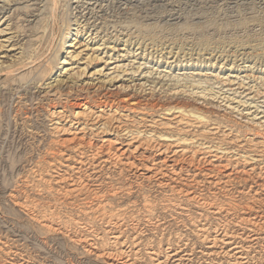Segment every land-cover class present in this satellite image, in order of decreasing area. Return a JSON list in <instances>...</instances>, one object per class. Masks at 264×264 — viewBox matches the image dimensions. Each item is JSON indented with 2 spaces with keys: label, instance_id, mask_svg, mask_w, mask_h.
<instances>
[{
  "label": "bare ground",
  "instance_id": "obj_1",
  "mask_svg": "<svg viewBox=\"0 0 264 264\" xmlns=\"http://www.w3.org/2000/svg\"><path fill=\"white\" fill-rule=\"evenodd\" d=\"M34 1H36L34 5H40L44 3L43 7L40 9H32L26 6L28 12H39V18L37 19L39 23L37 22L38 27L36 28L37 30H35L39 32L35 33L33 39H31L29 42H26L24 44H21L19 47L14 48L15 46L20 44L17 43L13 45L12 49L10 50H21L19 53H15L17 55L14 54L12 57L14 58L13 62L15 63H19V61H22V66L19 67V65L17 66V64L15 63H10L11 65H8L9 67L5 66V68L3 65V63L5 62H0V64H2L0 66V73L3 76H7L8 78H10L9 81H11L13 86H16L15 89H13V91L15 90V93H12V95L18 94L20 95L18 96V98L21 99L24 98L23 93L25 92V96H27L25 97V100L31 102V108L35 106L33 104V101L42 100L40 98V94L36 96L30 90L35 88L42 89L43 85L50 84H46L45 81L49 80L52 75H57L55 71L56 69H60L58 68L59 63H57L58 57L68 43L67 39L69 34H71L67 32V30H69L68 28H70L71 25L69 20L66 18L62 21L63 28L61 30L59 29L56 33L55 41V34L51 35L50 30L52 29L49 30V21L50 19L52 21L54 20V22L57 21L58 13L63 7H65L64 10H66L65 12H67V16L69 17L70 8L68 5L72 0ZM63 2L65 3L64 5H62ZM169 16L172 18L174 17L171 14ZM78 17L79 16H75V18ZM83 17L78 20L79 27H82L81 29L86 28L89 30L90 27L96 26L95 22L90 25L91 20L86 19L85 17L84 18L86 20H84L83 23L86 22V24L84 26H81V19ZM91 19H94V16ZM107 24L108 23H105L104 30L101 32L105 33V36L103 37V39H101V41L103 40L104 43L98 44V47L96 46L94 48V51H100L101 48L99 46H104L103 49H109L117 53H119L120 51H126L128 54L130 52V48H132V46L136 44L137 50L133 54L132 58H134L135 55H142L143 53L138 52L140 50H143L144 56L149 57L148 61L156 62L157 64L159 62L162 63L164 59H169L167 60L166 64H168L170 67H181L180 71L191 70L190 72H193V75L187 76L186 72H181V75L186 74V76L182 80L180 79V76L177 75H175L177 77L174 76V78L172 79L171 75H165L163 76V78H161L162 76L158 77V75L156 74L158 78H154V76L151 77L153 73H149L147 71L149 73V77H147L148 75H144L148 78L147 79L145 77L147 81H145V83H141V85L138 86H140L142 93H149L150 99H144L142 103L145 102V104H142L141 102H132L131 105L135 106L129 109V113H127V115L121 113L122 111L120 107L117 106L116 109L115 107L113 108L114 104L112 105V103L115 102L114 100L110 99L112 98V95L110 96L108 93H105L104 95L100 94L101 91H105L106 89L103 88V86H99L94 91V95L99 99L94 101L96 105H98L97 107L100 108L98 109V111H94L93 109H91V107H87V105H82L83 110L73 112L72 120L70 121L69 117H67L65 114V106V108L63 106H60L59 108L57 107L53 111L48 112V117L46 116V119L51 123V128L47 131L51 135V139L53 136L55 138L56 135L64 136L66 138H62L64 139L62 141L64 142V144L68 145L64 151L59 150L58 152H56L60 154L59 156L56 155L58 157H52V161L55 162H50L51 167L53 166V169H57L58 165H63L62 161L66 163L63 165L64 167H66V170L58 174L54 172L57 174V176L53 178L52 182L54 183V186L59 189L58 192H61L60 194H62L65 199L79 198L80 200L81 198L82 202L84 201L83 203H85L84 207L80 208L81 211L78 208V210L80 211V218L78 219L79 221H74L72 223V225L74 226L79 225L80 230L79 233L74 232L75 234L70 237L71 242L81 246L85 250L84 252H87L89 254L93 253L96 250V252L98 253L93 254L98 258L102 257L109 259L110 264H144L146 260H150L152 264H264V136L260 139H258L259 137L254 139L247 138V135L242 134L241 131L236 128V126L218 119H213L208 113L203 112L201 109H198L194 106H190V104L171 101L173 100V98L170 96L167 97V99H171L168 102L167 100L162 101L163 96L158 98V96H161V93H166V97L168 91H171L169 95H177L176 97H179V95L183 93L186 94L190 91V93L192 94L191 96L196 97L197 95H199L197 97H201L203 99L208 98V100L215 101L214 99L225 100V98L227 97L225 94L229 91L238 93L239 89L253 90L254 87L248 88L247 86L243 85L244 82L238 84L235 80L232 81V79L230 78H224L225 81H219V76L216 75L212 77H217V82H213L212 84H210L211 80L206 76L208 74H211L208 71H212V69L217 64H220V67L222 68L228 63H231V66L228 68V71H230L228 73V76L236 78V80L243 77L248 78V75L246 74L244 76H240L241 72L239 73V71H242L243 68H246V70L247 68L248 70H254V68H256L257 70H259V74H261L263 72V69H261L258 64L264 66V58L262 57V54L257 55L256 51H262L264 49V44L259 42L256 45L253 44L254 46H252V43L255 41L249 40L245 42L237 41L238 43H235V47H231L232 45L229 47L228 45H230V43L227 46H218L217 43L212 44L211 41L207 42L206 40H199L196 41V43L194 41H184L177 43L176 41L171 40H158L156 37H152L150 33L149 39H146L143 36H134V33L132 34L130 32H128L127 34H121L124 35V38L122 39L121 37H119L120 35H115L114 41H112V37L109 38L110 33L108 28L110 25ZM117 25L118 24L115 23L111 26V29L117 30ZM127 26H130V28H132L129 24ZM125 27L123 26L122 28H128ZM81 29L77 31L75 35L76 38L79 35L80 37L83 35ZM190 29L187 28V26H183L175 31L177 34L179 32L187 33ZM96 37L94 39H90V41L93 42L95 39H97ZM54 41L55 43L52 46V43ZM74 41H76V39H74ZM46 43H48V46L45 49L44 46ZM118 43H124V46L128 47V49H118L116 47ZM2 47L0 48L2 49ZM68 47H74V45L70 44L68 45ZM228 48L235 49L230 50ZM248 49L253 50V53H247L246 50ZM148 50L149 53L147 54L146 52ZM70 53L71 51L67 52V54ZM18 55L19 57H17ZM79 55L80 54L76 55L74 59ZM44 56H47L48 58L45 62V65H43L44 67L38 66L42 61H44ZM111 56L113 55L110 54L108 57ZM118 56L126 57L123 54H118ZM249 59L254 60V62L252 63L253 66L247 64V60ZM113 60V57L109 58L105 63L107 65H116V62L118 61L115 59L114 62ZM165 61L166 60H164V62ZM67 63L68 62L66 60L62 61V64L64 65H68ZM37 66L38 68H36ZM153 66H155L153 67L155 68V70H159L158 68H156V65ZM241 66L243 67L242 69ZM25 67H29L27 69V72L24 70ZM146 67L150 66L147 65L145 66V68ZM206 68H209V70ZM29 69L31 70L29 71ZM63 69L64 71L60 74V76L62 74L65 75L67 71H69L67 75L70 76H76L78 74L77 72L75 74L73 72L74 70H71L73 68L68 69L67 67H64L61 70ZM112 69L116 71L120 69V66L116 65L115 67H112ZM24 71L26 73H24ZM98 72L100 74L102 70H98ZM162 72L167 73L168 71L162 70ZM231 72L234 73L232 74ZM20 73H22V75H20ZM95 74H97V71ZM197 76H200V79H195V77ZM263 77H260V75H258L256 79L263 81L262 86L264 87ZM71 78L68 76V81L66 80V82L62 79L57 81L55 80V83L57 82L58 86L55 87V94L53 95H56L57 93L62 96V90H64L66 86V88H71V86H68L69 83H71L70 81H73L70 80ZM117 78L118 76L112 78L110 80V83L112 81H116ZM164 78L169 79L167 80L169 82L174 81L177 83L170 84L168 86L169 82H166V80L164 82ZM185 80V84L178 85L182 81L185 82ZM146 82H149V84L147 85ZM131 85L133 86V84ZM216 85L221 86L216 87L219 89V92H213L214 86ZM236 85H239V88H236L235 90L233 89V87ZM166 86L170 87V89L166 88ZM51 87L53 86L49 85L46 89H50ZM180 88L182 89L180 90ZM225 88L229 89L226 90ZM74 89L75 91L73 94L77 96L81 95L82 93H86L87 96L91 95V92H84L78 90L76 87H74ZM147 90H149L150 92L147 93ZM52 91L53 90H51L50 93ZM221 92L222 94H220ZM254 92L255 91H253V93H247L244 98H247L251 94H254ZM243 93H245V91ZM260 93L261 90L258 89L256 91V96L259 97L258 95H260ZM46 94H49V92ZM68 95H71L70 91L68 92ZM223 95L224 97L222 98ZM209 96L212 98H210ZM9 97L11 98V96ZM132 97L134 98V96ZM255 98L256 97L253 96L248 99L254 100ZM12 100L13 99L9 101ZM229 101L231 100H228V102ZM151 102L157 103L152 104ZM160 103H163V105H160ZM229 108L230 107H228V109ZM34 112L35 111L30 109L28 113H26L31 126L32 123H34L33 120L37 117V115H34ZM160 117L161 119H159ZM256 119L260 118L256 116L254 120ZM24 122L25 121H23L22 123L26 124ZM23 124H21L22 127ZM11 126V122H7V128L9 129L11 128ZM7 134L8 131H5V134L3 136H6ZM99 142L101 143L99 144ZM50 152L53 155L55 153L52 149L50 150ZM107 166H109V168L111 166L117 168L119 170L120 177L124 176V172H127V174L128 172L133 174L137 181H145L146 183L152 184L154 188H156V190L158 189L157 191L161 190L167 195L169 194L168 198L162 200V205L159 204V202L155 205L154 203L156 201L152 202L151 198L149 200L147 198V194V197L145 198L142 196L144 200L140 204L141 208L136 207L139 205L138 200L134 202L132 201V205L130 204L131 206L128 205V208H124L125 206L123 204L122 205L124 207L120 204H117V202H112L111 199H116V197L120 194L122 195L123 192H126L128 196H133L134 194L136 195L142 190L143 185L134 180L135 182L130 181L131 183H129L127 186L123 185L124 183L122 182V184L117 183L118 185H120L117 186L116 183V185L113 184V178L110 176L107 177V182L105 181L106 185L108 186V192L106 191V194L105 192L102 194V190H99L100 188L89 191L88 188L91 186H89V181H91L92 177H95L94 174H97V172L99 171L98 169L102 167L105 168ZM37 173L38 171L36 172V174ZM105 174L103 175L105 176ZM22 184L23 183H21V185ZM100 184L99 186H103L104 182H102L101 185ZM8 185L9 184H3V188L0 185V189H4L7 191V187H9ZM26 185L28 184L26 183ZM94 186H96V184ZM144 190H146V187L144 188ZM86 191L87 193H85ZM142 192L144 193V191ZM18 193L19 192L16 191L6 193L8 194L7 199L14 205V207L16 206V208H19L23 212V214L26 213V215L29 216V220L31 218L34 223L38 224L47 232H56V234L57 232L61 234L63 231L67 232L66 229L68 223L66 222V218L65 222L67 224L62 223L60 219L57 218L56 215H54V213L46 212V214L40 215L42 214V212L40 214L37 213V205L33 203L34 201L27 202L28 200L25 198L26 201L22 202L20 198L21 196H19L21 192L20 194ZM23 193H26L25 190ZM146 193H148V191ZM46 202L45 204L47 205ZM76 202L78 201L74 200V204L77 205ZM185 203H192L195 204V206L199 209H203V213L199 214V216L197 217L196 223L199 224L197 226V234L194 233L198 235L197 238L201 242L200 248L203 247L205 249L204 250L202 248L203 251H198V253L200 254H197L194 247H192L191 243L188 242L189 240L187 242H183L184 239L181 238L182 236H178V243H167L168 247L165 250L161 246L162 242H158L159 245L154 246L153 241L149 239L148 235L149 231L152 229L149 230L146 228V231H143L145 227L143 229H141L143 226L140 228L142 221H140L141 217L139 219V216H142L145 221L149 223V221L152 220L155 214L158 213L157 210L158 207L160 208V206L162 207L161 209L165 211V213L171 212L173 210H180L182 212L179 213V215H182L187 211L185 208L187 207ZM71 204H73V202ZM75 212L76 211H74V213ZM96 216L97 218H99L100 222L105 225V229L103 228L104 230L102 231L94 229V225H91L94 223L90 221H94L93 218ZM161 218L162 219L160 220L162 222L158 220L159 224L154 228V230L158 232H161V228L166 227L165 225L167 219L165 217ZM210 219H215L216 223H211ZM99 220L97 222H99ZM177 221L180 222V220ZM192 224H190V226L196 225ZM151 225L149 227H151ZM8 234L10 233L8 232ZM3 236H0V254L4 256L1 257L0 255V257L2 258L1 260H5L3 258H6L5 261H7L8 264H25L23 261H16V258L14 257L15 250H19L17 248L19 245L18 239L8 241V238L6 239ZM155 236H157V233ZM169 237H171V235ZM37 246L34 247L37 248ZM40 250L44 251L43 248H41ZM29 261L28 264L31 263Z\"/></svg>",
  "mask_w": 264,
  "mask_h": 264
},
{
  "label": "rangeland",
  "instance_id": "obj_2",
  "mask_svg": "<svg viewBox=\"0 0 264 264\" xmlns=\"http://www.w3.org/2000/svg\"><path fill=\"white\" fill-rule=\"evenodd\" d=\"M82 1H83V3H82ZM35 2L36 1H34V0H0V47L3 46L2 49L0 48V62H5V63H3L4 67L5 66L9 67L11 64L15 63V62H13L14 58L12 56L15 53H19L21 51V50L10 51L12 49L13 45L20 43L19 45L14 47V48H17L21 44L29 42L31 39H33L35 33L39 32V31L38 32L35 31V30H37L36 28L38 27V25H37L38 20L37 19L39 18V16H38L39 12H36V11L28 12L27 11L28 9H26V6L32 8V9H36V8L40 9L44 5V3H42L40 5H34ZM64 4L65 3L63 2L62 5H64ZM68 6L70 8L69 17L67 16V12H65L66 10H64L65 7H63L60 9V11L58 13L57 21L54 22V20L52 21L51 19L49 21V23L51 24V25L49 24V30L52 29V30H50L51 35L55 34L54 39H55L57 31L59 29L61 30L63 28L62 21L64 19L67 18L70 22V25H71L70 28H68L69 30H67L68 33H71V34H69L68 39H67L68 43L66 44L63 51H61L60 56L58 57L57 63H59L58 68H60V69H56L55 72L57 73V75H52V77H50L49 80L45 81L46 84L50 83L49 85L53 86V87H51L50 89H46V88H48L49 85H43L42 89L35 88V89L30 90L36 96H38L40 94V98L42 101H33V104L35 106H33V108H31V106H30L31 102L25 100V97H27V96H25V92L23 93L24 98H21V99L18 98V96H20L18 94L12 95V93H15V90L13 91V89H15L16 86L12 85L11 81H9L10 78H8L7 76H3L0 73V135H1V137H0V183L1 184L0 185L2 186L3 184H5V185L9 184L8 185L9 187H7L8 189L5 188V189H7V191L4 189H0V229H1L0 230V236L4 235L3 237H5L6 239L8 238L7 239L8 241L18 239L19 245L17 244L18 245L17 248L19 250L18 251H17V249L15 250L14 257L16 258V261L17 260L20 262L23 261L25 264H28L29 259H30L29 262H31L29 264H41V263L42 264H110L109 259L102 258V257H99V258L96 257V255L93 254V253H95V254L98 253V252H96V250L93 253L89 254L87 252H84L85 250L81 246L71 242L70 237H72V235H74L75 233H79V230H80L79 225L74 226V225H72V223L74 221H79L78 219L80 218L79 215H80V211H81L80 208H83L85 203H83L84 201L82 202L81 198H80V200H79V198L78 199H76V198L65 199L64 196L62 194H60L61 192H58L59 189L56 188L54 186V183L52 182L53 178L55 176H57L58 173H62L64 170H66V167L63 166L66 163L63 162L62 160L61 161H62L63 165L60 166L57 164L58 168L53 169V166L51 167V164H50V162H53L52 157H58L60 154L56 153V152H58L59 150L64 151L68 145L64 144V142L62 141V140H64L62 138H66L64 136H60V135L57 136L56 135L55 138L53 136L52 139L54 140V142L51 139V135L47 131L48 129L51 128V123L46 119L48 112L53 111L57 107L59 108L60 106L61 107L65 106L66 107V108L64 107L65 108V114L67 117H69V121H70V120H72L73 112H78V111L83 110L82 105H87V107H91V109H93L94 111H98V109H100V108L97 107L98 105H96V103L94 101L99 100V99L97 96L94 95L95 94L94 91L99 86H103V88H106V89H105V91H101L100 94L104 95L105 93H108L110 96L112 95V98H110V99L114 100V102H115V103H112V105L114 104L113 108L115 107V109H116V107L118 106L121 108V111H122L121 113L127 115V113H129V109H131L133 106H135V105H131L132 102H141L142 103V101H144V99H146V100L150 99V96L148 93L150 91L147 90L148 94H145L144 92L142 93L140 86H138V85H141V83H145V81H147L145 79V77L147 75H148L147 77H149L150 72L153 73V75L151 77L154 76V78H158L159 76H162L161 78H163V76H165V75L166 76L171 75V78L173 79L174 76L177 75V76H180L181 80L186 76V74L181 75L182 74L181 72H186L187 76L193 75L192 74L193 72H190L191 70L180 71L181 67H175V66H174L175 68L170 67L168 64H166L167 60H169V59H164V60H166L165 62L163 59H160V60H163V62L162 63L159 62L157 64H156V62L148 61L149 57L144 56L143 50L142 51L140 50L138 52V53H140V52L143 53L142 55L141 54H139L137 56L135 55L136 58L135 57L132 58L133 54L137 50L136 44L133 45L132 48H130V50H129L130 52L128 54L126 51H120L119 53H117V52L111 51L109 49H103L104 46H99L101 48L100 51H94V48L96 46L98 47V44L104 43L103 40L101 41V39H103V37L105 36V33H101V32L104 30L105 23H108L107 25H110L108 28L109 33H110L109 38L112 37V41H114L115 35H120L119 37H121V39H122V38H124V35H121V34H127L128 32H130L132 34L134 33V36H143L146 39H149V33H150V35L152 37H156L158 40H162V39H163L162 41L171 40V41H176L177 43L184 42V41H186V42L187 41L188 42L194 41L196 43V41H199V40L200 41L206 40L207 42L211 41L212 44L217 43L218 46H223V45L227 46L230 43V45H228L229 47L231 45H232L231 47H235L236 46L235 43H238L241 41L245 42V41L249 40V41H255L252 43V46L256 45L259 42L264 44V0H72ZM86 8H88V9H86ZM170 14L174 17L173 18L170 17L169 16ZM75 16H79V17L75 18ZM83 16L86 19L91 20L90 25L93 22H95L96 26L90 27L91 31H90V29L89 30L86 28L81 29L82 27H79L78 20H80V18ZM93 16H94V19H91ZM84 17L82 18L83 20L81 19V23H82L81 26H84L86 24V22L83 23V21L86 20ZM54 23H55V25H54ZM115 23L118 24L117 25L118 31L111 29L112 28L111 26L114 25ZM128 24L131 25L132 28H130V26L128 27L127 26ZM123 26L124 27L126 26L128 28L123 29L122 28ZM183 26L184 27L187 26V28H189V29L191 28V29L187 33L186 32H184V33L179 32L177 34L175 30H178L180 27H183ZM40 27H41V24H40ZM238 28H240V29H238ZM80 29H81V32H83V35L81 37L79 35L76 38L75 35H76L77 31ZM119 32H121V33H119ZM197 32H199V33H197ZM200 32L203 34H201ZM192 33H193V35H192ZM92 34H93V36H92ZM39 36H41V35H39ZM95 37L97 39H95L93 42L90 41V39H92V38L94 39ZM73 38L76 39V41H74ZM71 39H72V41H71ZM55 41H56V39H55ZM55 41L52 43V46L55 43ZM70 44H73L74 47H68V45H70ZM109 45H114V44H109ZM47 46H48V43L45 44L44 48L46 49ZM116 47L118 49L119 48L120 49H122V48L128 49V47L124 46V43H118ZM228 49H230V48H228ZM234 49L235 48H231L230 50H234ZM70 51H71V53L67 54V52H70ZM246 51H247V53H250V54L253 53V50H251V49H248ZM262 51H264V49ZM262 51H256V54L257 55L262 54V57L264 58V52H262ZM146 53L148 54L149 50ZM78 54H80V55L74 59V57ZM110 54L113 56L108 57ZM118 54H123L126 57H119ZM256 54H254V55H256ZM15 55H17V54H15ZM47 56H44V61H42L40 63V65H38V66L45 65V62L48 59ZM71 56H73V57H71ZM17 57H19V55ZM112 57L114 59L113 60L114 62H115V59L118 61V62H116V65L120 66V69H118L116 71L112 69V67H115L116 65H114V64L107 65L105 63L106 61H108L109 58H112ZM91 59H94V60H91ZM63 60H66L68 62L67 63L68 65L62 64ZM247 61H248V63H247L248 65H252V63L254 62V60H250V59ZM16 62H18V61H16ZM15 64H17V66L19 65V67H20V66H22L21 65L22 61H19V63H15ZM1 65L2 64H0V66ZM147 65L150 67L145 68V66H147ZM153 65H156V68H158L159 70H155V68H153L155 66H153ZM258 65H259V67H261V69H263V72L261 74H259V70H257L256 68H254V70L253 69L248 70V68H247V70H246V68L244 69L241 66V69L242 68L243 69H242V71H239V73L241 72L240 76H244L246 74V75H248L249 79L243 77V78L237 79V80H236V78H232V77L228 76V73L230 72V71H228V68L231 66V63H228L226 66H223L222 68L220 67V64L219 65L217 64L212 69V71L209 70V68H206L209 70L208 72L211 73V74H208L206 76V77L210 78V80H211L210 84H212L213 82H217V80H216L217 77H212V76L216 75V76H219V81H222V80L225 81L224 78H230V79H232V81L235 80L236 83H238V84L244 82L243 85L247 86L248 88L254 87L253 90L239 89L238 93H234V91H232V92L229 91L228 93L225 94L227 96L225 98V100L214 99L215 101H212V100H208V98L203 99L201 97H197L199 95L194 97V96H191L192 94L190 93V91L187 92L186 94L183 93V94L179 95V97H176L177 95L176 96L169 95V93L171 91H168L166 97H165L166 93H161V96H158V98L163 96L162 101L167 100V102H168L171 99H169V98L167 99V97L170 96L173 98V100H171V101H178L181 103L190 104V106H194L198 109H201L203 112L208 113L213 119H218V120H221L223 122L230 123L231 125L236 126V128L239 129L242 134L247 135V138L254 139V138L259 137L258 139H260L264 136V118H263L264 117V99H263L264 98V96H263L264 95V89H261L264 87L262 86L263 81L256 79V78L258 77V75H260V77L264 76V66H261V64H258ZM38 66L36 68H38ZM121 66H123V67H121ZM64 67H67L68 69L73 68L71 70H74L73 72L75 74L77 72L78 74L76 76H74V75L70 76V75H67L69 73V71H67V73L65 75L62 74L60 76V74L63 73V71H64V69L63 70H61V69ZM28 68L29 67H25L24 70L27 72ZM177 68H179V69H177ZM202 69H203V67H202ZM30 70L31 69H29V71ZM98 70H102V72L99 74ZM162 70H166L169 73L168 72L167 73L162 72ZM25 71H24V73H26ZM96 71H97V74H95ZM73 72H72V74H73ZM161 72H162V74H161ZM146 73H148V74H146ZM231 73L233 74L234 72H231ZM156 74L158 75V77ZM20 75H22V73H20ZM144 75H146V76H144ZM64 76H66V77H64ZM68 76L70 78L72 77L70 80H73V81L69 80L71 83H69V85L67 84L68 86H71V88H66L67 87L66 86L65 87L66 89L64 88V90H62V93H61L62 96H60L57 93H56V95H53V94H55L54 93L55 87L58 86L57 82L55 83V80L57 81V80L62 79V80H65V82H66V80L68 81ZM116 76H118L116 81H112L110 83V80L112 78H115ZM177 76H175V77H177ZM254 77H255V79H254ZM196 78L198 80V79H200V76L195 77V79ZM169 79H170V77H169ZM169 79L164 78L163 81L165 82V80H166V82H169V81H167ZM174 83L176 84L177 82L171 81V82H169L168 86L170 84H174ZM185 83H186V80H185V82L182 81L178 85H180V84L183 85ZM131 84H133V86ZM146 84L148 85L149 82H146ZM168 86H166V88L170 89V87H168ZM74 87H76L78 90H81L84 92H91V95L87 96L86 93H82L81 95L77 96V95L73 94L75 91ZM216 87H221V86H217V85L214 86L213 92H219V89ZM236 88L238 89L239 85H236L233 87V89H235V90H236ZM72 89H74V90H72ZM181 89L182 88H180V90ZM225 89L227 90L229 88H225ZM258 89L261 90L262 96H261V93H260V95H258L259 97L256 96V91ZM49 90L50 91L53 90V91L50 93ZM69 91L71 92L70 96L68 95ZM184 91H186V90H184ZM244 91H245V93H243ZM253 91H255L254 94H251L247 98H244V96L247 93L248 94L250 92L253 93ZM48 92H49V94H46ZM135 93H136V95H135ZM139 93H140V95H139ZM223 93H224V91H223ZM220 94H222V92ZM8 95L11 96V98ZM50 95H53V96H50ZM132 96H134V98ZM253 96L256 97L254 100L248 99V98H251ZM85 97H88V98H85ZM223 97H224V95L222 96V98ZM156 98H157V96H156ZM210 98H212V97H210ZM11 99H13V100L9 101ZM228 100H231V101L228 102ZM234 102H237V103H234ZM245 102H247V103H245ZM143 103L145 104V102H143ZM151 103L156 104L157 102H151ZM148 104H149V102H148ZM160 105H163V103L162 104L160 103ZM251 105L254 107H252ZM245 106H248V107H245ZM228 107H230V108L228 109ZM233 108H235V109H233ZM30 109L35 111L34 115H37V117L35 116L36 118L33 120L34 123H32V126L30 125L31 123L29 122V118H27V114H26V113H28V111ZM248 113H249V115H248ZM256 116L260 119L254 120V118ZM159 119H161V117ZM23 121H25L24 123H26V124H23L22 123ZM7 122H11V124H12L11 128H9V129L7 128ZM21 124H23V127ZM5 131L6 132L8 131V134L6 136H3L5 134ZM257 131L259 132V135H258ZM260 133H261V137H260ZM100 143L101 142H99V144ZM63 146H65V147H63ZM51 149L56 154L55 153H54V155L51 154V152H50ZM56 155H58V156H56ZM53 163H55V162H53ZM98 170H97L98 172L96 171L97 174L96 173L94 174L95 177H92L91 181H89V186L90 185L92 186V187L90 186L88 188L89 191L100 188L99 190L100 191L102 190L101 193L103 194L105 192V194H106V191L108 192V189H107L108 186L106 185L108 176L113 178L112 182L114 185H116L117 183L118 184L124 183L123 185L127 186L129 183L135 182V181L139 182L143 185V186L141 185L143 188L140 191L141 193L140 192H139L140 194L138 193L139 195L134 194L133 196H128L126 192L125 193L123 192L122 195L121 194L118 195L116 197V199H114V200L111 199L112 202H115V203L117 202V204H120L121 206L124 205L125 206V207L123 206L124 208H128L129 206L132 205V201L134 202L137 200L139 202L138 203L139 205L136 207L141 208L140 204L144 200L142 198V196L144 198L148 196L147 198L149 200L151 198L152 202L156 201L154 203L155 205L158 204V202H159V204L162 205V200L167 199L169 196V194L167 195L165 192H163L161 190L157 191L158 189L156 190V188H154V186L152 184L146 183L145 181H141V182L139 180L137 181V179L134 177V175L129 173V172H128V174H127V172H124V176L120 177L119 176V170L117 168L112 167V166L110 168H109V166H107L105 168L102 167ZM37 171H38V173L36 174ZM54 172H56L57 174ZM105 173L106 174L108 173V174L106 175ZM103 174H105L106 177ZM19 176H20V178H19ZM125 178H126V180H125ZM132 178H133V181H132ZM93 179H95V180H93ZM97 180H99V181H97ZM2 182H3V184H2ZM99 182L101 184H102V182H104L105 185L103 184V186H102ZM21 183H23V184L21 185ZM26 183L28 185L29 184H31V185L28 186V185H26ZM95 184H96V186H94ZM99 184L102 187L99 186ZM118 184H117V186H120ZM43 185H45V186H43ZM147 186H149V187H147ZM145 187H146V190H144ZM2 188H3V186H2ZM9 188H10V190H9ZM44 188H45V190H44ZM24 190L26 193H23ZM41 190H42V192H41ZM4 191H5V193H4ZM11 191L19 192L18 194H20V192H21L22 195L20 194L19 196H21L20 198H21L22 202L26 201V199L28 200L27 202L34 201L33 203L37 205V207H36L37 213L40 214L42 212V214H40V215H44V214H46V212L47 213H54V215H56L57 218H59L62 223H65V224L68 223L67 229H66L67 232L63 231L62 234L58 233V232H57V234H56V232L55 233L54 232H47L46 230L41 228L38 224L34 223L31 220V218L29 220V216H27L26 213L23 214V212L19 208H16V206L14 207V205L10 201H8V199H7L8 194H6V193H8V192L10 193ZM142 191H144V193ZM147 191H148V193H146ZM85 193H87V191ZM124 194L126 197L124 196ZM121 196H123V197H121ZM137 196H138V198H137ZM107 197H109V196H107ZM126 198H127V200H126ZM160 198H162V199H160ZM45 199L47 200V202ZM42 200L43 201L45 200V201L43 202ZM74 200L78 201V202H76L77 205L74 204ZM45 202L47 203V205L45 204ZM49 202H51V203H49ZM72 202H73V204H71ZM122 202H124V203H122ZM128 202H131V203H128ZM185 204L187 206V207H185L187 211L183 213L184 216H183V214L179 215V213L182 212L180 210H175V211L173 210V211H171L172 213L168 212L169 214L171 213L170 214L171 216H170L167 212L165 213V211H163L161 209L162 207L160 205H157V206H160V208L158 207V210H157L158 213H156L155 216L152 218V220L149 221L150 225L153 223L151 225V227H149L150 226L149 223H147L142 216H139V219L141 217L140 221H142L140 228L142 226L143 227L141 229H143L145 227L143 229V231H146V228L149 230L152 229L149 231V234L148 233L147 234L149 235V239H151L153 241L154 246H158L159 243L162 242L161 246L165 250L168 247L169 242L170 243H178L179 242L178 236L179 237L182 236L181 238L184 239L183 242H187L189 240L188 242L191 243V246L194 247L197 254H200V253H198V251L200 252L203 247L200 248L201 242L197 238L198 235H196L197 234V226L199 225L196 222H197V217L199 216V214L203 213V209H199L198 207L195 206V204H192V203L191 204L185 203ZM78 206H80V207H78ZM193 206L195 207V209ZM75 207L77 210L75 209ZM189 207H190V209H189ZM78 208L80 209V211L78 210ZM45 209H46V211H45ZM49 210H50V212H49ZM74 211H76V212L74 213ZM128 211H130V210H128ZM204 211H206V210H204ZM63 213H64V215H63ZM190 213H192L193 215ZM65 214L67 217L65 216ZM186 214H188V215H186ZM196 214H197V216H196ZM161 217H165L167 219L166 225H165L166 227L161 228L162 229L161 232L160 231L158 232V231L154 230V228L156 226H158V224H159L158 220L161 221L160 220V219H162ZM194 217H195V219H194ZM210 218H212V217H210ZM176 219L180 220V222L177 221ZM185 219H187V220H185ZM1 220H3V221H1ZM65 220L67 223L65 222ZM93 220L94 221H90V222L94 223V224H91L92 226L94 225V229H96L98 231H102L105 229V225L100 222V220H99V218H97V216L94 217ZM98 220H99V222H97ZM192 220L195 222H193ZM86 221H88V220H86ZM210 222L215 224L216 220L210 219ZM4 223L7 225H5ZM14 223H16V224H14ZM192 223H194L196 225H194ZM183 224L184 225L186 224L185 226H187V227H185ZM190 224H192L194 226H190ZM5 226H6V228H5ZM177 227L178 228L180 227L179 230ZM11 231H13V232H11ZM8 232L10 234H8ZM69 232H71V233H69ZM150 232H152V233H150ZM181 232L184 234H182ZM192 232H193V234H192ZM3 233H5L6 235ZM68 233H69V235H68ZM156 233H157V236H155ZM194 233H196V234H194ZM14 235H16V236H14ZM170 235H171V237H169ZM184 235H186V236H184ZM187 236L188 237L190 236L189 237L190 239ZM171 240H172V242H171ZM22 241L23 242L25 241L27 244L25 242L23 243ZM30 241H32V242H30ZM155 244H157V245H155ZM25 245H26V247H25ZM34 246H37V248H40V249L43 248L45 252L43 250L41 251L40 249L35 248ZM27 251H28V253H27ZM0 255H1V257H4L2 254H0ZM1 257H0V264H8V262L5 261L6 258H3L5 260H1L2 259ZM23 258H24V260H23ZM146 261L144 262V264L145 263L146 264H152V262L150 260L147 262Z\"/></svg>",
  "mask_w": 264,
  "mask_h": 264
}]
</instances>
